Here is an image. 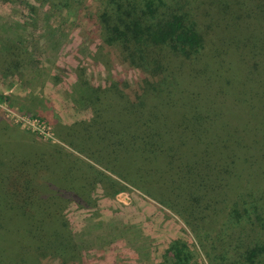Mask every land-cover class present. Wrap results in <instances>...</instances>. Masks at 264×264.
I'll list each match as a JSON object with an SVG mask.
<instances>
[{
	"label": "trees",
	"instance_id": "16d2710c",
	"mask_svg": "<svg viewBox=\"0 0 264 264\" xmlns=\"http://www.w3.org/2000/svg\"><path fill=\"white\" fill-rule=\"evenodd\" d=\"M44 1L74 7L77 15L87 3ZM91 8L87 16L97 18L103 48L116 49L144 73L145 86L138 96L130 91L131 106L116 86L95 88L92 117L63 126L64 142L113 173L126 171V161L142 165L143 171L128 168L123 179L196 224L199 239L202 227L223 221L205 246L209 264H264V198L253 184L264 174V0H101ZM11 52L7 68L17 71L28 52L15 46ZM11 150L0 156V184L18 205L14 213L40 219L50 249L66 254L68 223L33 188L36 176L39 187L56 175L78 183L53 184L85 207L92 203L88 174L109 179L58 149L50 157L26 155V163ZM164 252L160 264H191L192 252L180 240Z\"/></svg>",
	"mask_w": 264,
	"mask_h": 264
},
{
	"label": "rangeland",
	"instance_id": "374dc122",
	"mask_svg": "<svg viewBox=\"0 0 264 264\" xmlns=\"http://www.w3.org/2000/svg\"><path fill=\"white\" fill-rule=\"evenodd\" d=\"M84 5L77 15L74 7L67 10L50 1H0V148L8 152L2 151L0 156L13 155V146L19 163H26V155L36 152L50 157L58 149L109 179L102 182L103 177L88 174L85 188L92 203L85 207L55 192L53 184L71 188L78 183H65L56 175L53 183L42 178L46 184L39 187L36 176L33 188L68 223L65 232L72 240L62 256L50 249L54 244L42 238L49 228L43 233L40 219L14 213L18 205L0 184V209L5 211V216L0 215V264H160L165 249L176 240L189 246L191 264H209L205 246L215 241L223 221L202 227L199 239L196 224L187 225L178 213L123 179L128 168L143 171L142 165L126 161V171L113 173L63 140V126L92 117L95 88L116 86V93L131 106L129 93L138 96L145 86L144 73L122 61L116 49L103 48L97 18L88 17L86 10L92 7L96 11L101 0H87ZM13 46L28 52L24 66L17 71L7 68L13 62L8 59ZM263 178L264 174L259 175L253 184L264 198ZM24 204L30 206L20 205Z\"/></svg>",
	"mask_w": 264,
	"mask_h": 264
}]
</instances>
